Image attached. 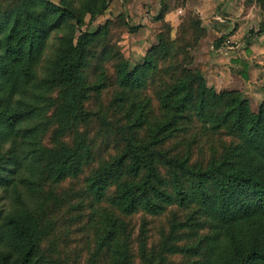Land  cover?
Returning <instances> with one entry per match:
<instances>
[{"label": "trees", "instance_id": "1", "mask_svg": "<svg viewBox=\"0 0 264 264\" xmlns=\"http://www.w3.org/2000/svg\"><path fill=\"white\" fill-rule=\"evenodd\" d=\"M111 2L0 0V190L11 202L7 212L0 207V264H55L40 246L37 213L47 203L44 183L78 177L95 157L88 144L86 152L80 147H48L49 115L58 109L54 118L70 128L89 92L108 85L91 86L84 68L89 46L108 35L107 26L96 33L87 28ZM163 16L164 8L154 19ZM206 34L201 18L191 15L175 36L170 27L161 32L159 43L142 64L132 71L119 68L118 84L123 90L147 89L155 80L170 117L148 127L147 141H129L119 156L99 165L87 178L88 190L98 202L108 201L123 215H160L172 204L195 207V213L207 217L213 227L203 241L183 250L197 257L194 264H264V102L254 112L240 91L217 92L199 70L188 67L192 51ZM256 34L263 35L264 27ZM223 40L219 38L214 47L219 48ZM145 110L144 105L141 115ZM192 114L202 122L200 126L191 124ZM138 122L142 126L144 120ZM191 127L197 131L193 141L202 136L217 138L206 167H188L185 160L154 149ZM162 161L175 167L168 171L174 186L171 192L159 170ZM181 169L194 174L195 181L185 186ZM101 223L105 228L99 249H112L114 264H131L130 256L116 246L120 219L105 210ZM185 223L183 229L194 226ZM150 260L144 256L142 262L152 264Z\"/></svg>", "mask_w": 264, "mask_h": 264}, {"label": "rangeland", "instance_id": "2", "mask_svg": "<svg viewBox=\"0 0 264 264\" xmlns=\"http://www.w3.org/2000/svg\"><path fill=\"white\" fill-rule=\"evenodd\" d=\"M200 5L206 9L205 12L212 10L211 17L221 16L226 22L232 23L231 27H235L234 33L242 28L240 35L233 39L237 51L229 57L227 64L233 66L230 68L231 73L236 74L240 80L247 64L245 54L251 56L250 51L246 52L244 44L246 36L264 27V0H112L105 13L87 28L89 32L96 33L103 26H107L108 35L102 37L105 39H97L88 48L86 61L88 63L84 68V74L91 86L106 82L108 85L103 86L105 88L101 90L94 89L89 92L90 96L85 106L73 118L72 126L68 129L62 127L54 118L58 109L50 112L51 126L47 134V146L56 150L80 147L82 152H86L88 144L95 159L83 167L78 177H70L62 182L44 183L42 194L47 198V203L45 210L38 212L37 215L41 219L40 246L48 261L55 264H114L115 255L112 249L104 251L99 249L100 239L104 235L105 227L101 219L105 210L114 214L122 223L116 246L123 254L130 256L128 260L129 262L131 260V264H143L144 256L150 258L149 262L152 264H194L197 259L195 256L186 255L183 250L189 245L203 241L213 225L207 217L196 214L195 207L179 208L172 204L160 215L145 212L123 215L108 201L98 202L95 196L89 193L87 178L92 176L103 162L119 156L129 141H147L150 133L148 127L156 121H164L170 117V112L159 99L160 94H157V90L160 87L156 86L155 80L149 82L147 89L135 91L123 90L118 84V71L121 66L132 71L138 64L144 62V59L140 61L141 56L134 52L130 44L133 36L142 37L138 32L144 17L148 15L155 20L154 18L164 8L163 19L159 20L160 33H166L170 27L172 35L175 36L183 21L191 15H198L205 29L203 24L207 19H203L196 9ZM225 5L227 11L222 9ZM153 9L157 10L155 15H152ZM128 24L136 28L133 29L134 27ZM83 29H86V26ZM207 37V34L203 36L197 48L192 51L193 61L189 62L188 67L199 70L208 87L216 90L209 85L212 59H204L202 54L197 55L201 40ZM216 40L210 38L209 47ZM233 78L234 76L227 75L226 81L229 79L233 81ZM158 85L161 86L160 83ZM163 87H166L165 84ZM225 88L224 90H227ZM236 91L241 92L240 89ZM255 91L256 93L252 92L247 97L253 102L252 110L257 112L261 101L259 96L262 93L261 87L257 86ZM53 97L58 103V108L61 105L58 91ZM146 102L149 105H146ZM144 105L145 114L141 115ZM139 119L144 120L142 126H137ZM192 122L191 124L199 126L202 123L194 114ZM191 124L185 123L186 126ZM196 132L193 127L186 130V133L177 132L154 149L164 152L166 157L185 160L188 167H206L213 155L217 138L202 136L193 141ZM170 164L166 165L165 161L159 163L160 173L169 183L167 187L169 192L174 186L168 171L175 168ZM180 174L185 186L196 179L195 175L186 169H181ZM107 195H113V189L107 190ZM0 196H2L0 207L4 212L9 211L11 202L8 194L0 190ZM186 221L193 223L194 226L183 229L182 225L185 226ZM177 224L181 226L176 228ZM143 249H146V254Z\"/></svg>", "mask_w": 264, "mask_h": 264}, {"label": "crops", "instance_id": "3", "mask_svg": "<svg viewBox=\"0 0 264 264\" xmlns=\"http://www.w3.org/2000/svg\"><path fill=\"white\" fill-rule=\"evenodd\" d=\"M196 9L199 13H201L203 19H207L203 26L207 31L208 37L201 40L200 46L197 50V55L202 54L204 59H212L210 63L211 65L209 85L215 87V89L218 91L222 89L224 90V87H226L225 89L227 90L240 89L243 98L249 102L251 109H253V102L247 96L250 95L252 92L256 93L255 88L257 86H260L262 90V93L259 94V96H261V101L258 108H260V106L264 102V34L259 36L256 34L257 31H255V33H249L246 36L244 44L246 47V52L250 51L251 56L248 57V53L245 54L247 64L245 65V71L241 73L242 76L239 80V77L236 74L231 73L230 68L233 66H228L227 64L229 57H231V55H234L237 51L233 39L240 35V31L242 28L234 33L235 27H231L232 23L226 22L225 18L217 15L211 17L212 10H208V12H205L206 9L202 5H200ZM222 9L224 11H227V6L225 5ZM151 12L152 15H155L157 10L153 9ZM210 17L213 18V23ZM232 32L233 34H231ZM138 33V35L141 34L142 37L133 36L130 40V44L134 52L137 53L139 57L141 56L140 61H142L149 52V50L159 43V21L151 19V17H148V15L145 16L144 22L142 23V27L139 29ZM221 37H224V40L219 48H215L214 44L209 47L210 38L211 40H218ZM220 56L222 57L220 58ZM227 75L234 76L233 81H230V79L226 81ZM238 83L240 84V86H238ZM228 84L230 86H226Z\"/></svg>", "mask_w": 264, "mask_h": 264}]
</instances>
